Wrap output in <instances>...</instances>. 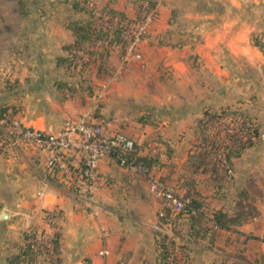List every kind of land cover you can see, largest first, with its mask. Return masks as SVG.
Wrapping results in <instances>:
<instances>
[{
  "label": "crops",
  "instance_id": "1",
  "mask_svg": "<svg viewBox=\"0 0 264 264\" xmlns=\"http://www.w3.org/2000/svg\"><path fill=\"white\" fill-rule=\"evenodd\" d=\"M135 1L94 0L97 6L90 4L99 10L110 7L132 17ZM153 1L158 14L150 24L147 41L142 44L141 59L127 63L121 74L110 81L111 99L106 100L110 99L111 105L99 108L138 144L141 154L158 141L169 144L168 157H160L162 165L158 173L169 174V182L173 183L182 171L181 164L194 139L193 126L204 107L235 104L241 97L235 98L234 93L246 89L247 81L250 82L248 93L264 92V0ZM70 6L75 7L74 3ZM75 9L82 14L73 19L86 18V10ZM19 15L16 18L23 23L18 24L15 36L33 33L39 26L27 23L29 13ZM47 16H41L42 28L48 26ZM65 29L69 36L62 45L73 41L70 30ZM253 37L262 43H253ZM35 40H41L39 56L43 64L48 57V35L42 34L40 40ZM108 58L113 65L118 62L115 52ZM145 69L160 82L176 84V89L161 104L154 101L160 100L155 94L159 91L150 90L146 97L143 95ZM12 76L3 79L4 85H10L6 79L15 83L0 87V105L9 106L12 96L18 100H22V95L27 97L29 105L20 111L22 115L13 113L26 126L54 131L65 117L84 112L90 103L83 102L80 96L60 93L56 85L63 83L55 82L57 79L43 65L41 71L27 75L24 84ZM232 80H243L245 84ZM117 85L131 92L126 98L128 106L114 99ZM59 95L63 98L57 100ZM144 112L151 113L154 120L140 119ZM31 154L32 159L20 155L18 163L15 162L18 158L0 156V264H6L7 257L22 244L23 232L31 228L37 232L48 230L43 217L45 211L51 210L60 211L56 219L60 232L59 260L55 264H157L154 238L145 233L143 225L147 221L156 223L161 206L142 177L123 171L110 157L104 158L98 169L107 184L95 192L91 207H87L74 193L59 186L56 178L44 172L40 156ZM252 156L240 155L233 160V178L220 189L201 183L191 193L190 197L200 200L207 218L219 209L232 214L236 193L248 176L256 178L260 185L264 182V170L257 168ZM177 191L182 195L184 188ZM149 199L153 211L147 216ZM254 206L257 215L234 227L241 235L216 230L193 243L188 224L182 219L181 237L175 241L189 248L192 264H261L258 260L264 253V244L260 242L264 239V190ZM2 213H5L3 219ZM101 248L107 251L103 257L97 254Z\"/></svg>",
  "mask_w": 264,
  "mask_h": 264
},
{
  "label": "trees",
  "instance_id": "2",
  "mask_svg": "<svg viewBox=\"0 0 264 264\" xmlns=\"http://www.w3.org/2000/svg\"><path fill=\"white\" fill-rule=\"evenodd\" d=\"M136 2L139 3L135 6L132 17H126L123 13L110 7H103L96 13L98 17L105 16L109 20H116V24L110 32L87 19L68 21L67 28L71 32L73 41L62 45L61 49L66 52V55L57 56L55 65L70 66L72 59H76L85 65V61L92 55L99 60V64H103L113 51H108L105 48H94L91 45L93 40L108 41L119 45L122 50L126 41L120 35L118 23H136L142 20L146 10L141 6V2H146L149 7L155 6L153 0H136ZM86 12L88 15L92 14L90 9H86ZM20 15H26V11H21ZM155 15L156 12L153 18ZM76 50L85 52V57L75 56ZM98 72H103L102 66L98 67ZM14 111L13 108L0 105V118L8 113L13 115ZM193 134L194 139L188 148L185 160L181 164L182 171L173 180L174 188H184L183 194L179 196L184 205L175 214L165 207L160 209L161 216L156 214L157 223L168 225L172 231L171 235L154 231L157 264H177L176 247L180 249L183 264H192L189 248L184 244H177L175 241V238L181 237L179 223L182 219L186 220L188 224V235L193 243L212 235L216 230L230 231L239 235L240 233L234 227L257 215L254 203L263 195L264 182L261 181V186L260 183H257L256 178L248 176L236 193L232 214L228 215L219 209L213 211L210 218H207V213L202 209L200 200L190 197L191 193L195 192L196 187L201 183L220 189L224 183L230 182L233 178V160L247 148L255 145L260 137V125L245 109L231 105L206 106L202 110L201 116L195 121ZM158 142L160 148L154 153L147 151L144 155L139 156V161L149 174L169 183L171 178L169 174L163 176L158 173L159 167L162 165L160 157L162 155L168 157L169 144L166 141ZM0 156L6 155L0 153ZM56 182L61 186L57 180ZM59 217V210L45 211L43 220L48 225V230L37 232L31 228L23 232L21 234L22 244L17 245L16 251L7 257L6 264L57 263L59 260L60 232L56 219ZM258 261L264 264V253Z\"/></svg>",
  "mask_w": 264,
  "mask_h": 264
},
{
  "label": "built area",
  "instance_id": "3",
  "mask_svg": "<svg viewBox=\"0 0 264 264\" xmlns=\"http://www.w3.org/2000/svg\"><path fill=\"white\" fill-rule=\"evenodd\" d=\"M142 4L146 10L142 20L136 23L119 22L117 25L120 35L126 41L122 50L119 45L108 41L93 40L91 45L115 52L121 63L139 60L138 48L147 39V28L155 13V6L149 7L146 2ZM94 23L110 32L116 20L103 16L95 18ZM74 53L85 57V52L81 50ZM106 86L107 83L103 82L93 92L84 112L65 117L60 127L54 131L26 126L10 113L2 116L0 153L10 156L15 151L26 149L40 156L44 172L56 178L63 188L74 193L87 207H91L95 192L107 184L98 165L101 160L110 157L123 171L141 176L146 181L149 192L160 202L161 208H168L173 214L179 212L184 202L174 187L147 172L139 161V156L143 154L134 140L117 127L116 120L99 111V101ZM154 146L151 149L153 153L160 148L158 144ZM157 214L161 216L162 212L159 210ZM152 227L157 231L162 230L157 221ZM106 253L104 248L97 252L101 257ZM175 257L177 264H183L178 247L175 248Z\"/></svg>",
  "mask_w": 264,
  "mask_h": 264
},
{
  "label": "rangeland",
  "instance_id": "4",
  "mask_svg": "<svg viewBox=\"0 0 264 264\" xmlns=\"http://www.w3.org/2000/svg\"><path fill=\"white\" fill-rule=\"evenodd\" d=\"M73 3L75 7L70 6ZM90 3L95 4L94 0H44V1L0 0V87H5V88L10 87L12 86V84L15 83V82L12 83L10 80L6 79V83H10V85L9 86L4 85L5 82L3 81V79L7 75L8 76L13 75L12 76L14 77L13 80L16 79L17 81H19V84H24L25 79H27L28 77L27 75H30L32 71L33 72L36 70L41 71L43 65L45 68H47L49 74L53 78L57 79L55 82L63 83V85L62 84L56 85V89L59 88L61 89L62 92L59 91L60 93L67 94L68 96H78V97L80 96V99H82V101L86 103L90 102V100H87V98H91L92 92L98 89L103 82L107 81L108 86H106V89L104 90L100 98L99 106L100 107L110 106L111 105L110 103L111 101H109L111 99V94H109L110 93L109 89L111 84L110 81H112L113 78L118 77V75L121 74L123 68L127 66L126 65L127 63L134 62L136 60H129L127 62L121 63V61L118 59V62L113 65L109 60L108 58L109 56H108L103 64H99V60L95 58L94 55H92L88 57L87 61H85V65L81 64L80 61H77L76 59L71 60L70 66L72 67L66 65H61V66L55 65V60L57 56L66 55V52H64L61 49L62 48L61 43L67 40L69 36V32L65 29L67 28V22L73 20L74 17L82 14L79 11H77L75 8H81L84 10L90 9V11H92L91 15H88L87 13L84 12V15L86 17L85 19L89 21L94 22L95 18L98 17V14L96 13H98L100 10L94 7L96 4L93 6ZM138 3L139 2L135 1V6ZM142 3L143 2H141V5H143ZM21 11H26V13L30 14L29 17L30 21L27 23L37 24L39 26L36 28V30L33 33H20V34L18 33V35L15 36L16 28L18 27V24L20 25V23H23L16 18L17 17L16 15L17 14L19 15ZM155 12L158 14L157 11ZM46 15H48L47 16L48 20L45 22L46 24H48V26L46 25L45 28H42L41 16H44L45 18ZM155 18L156 16L151 20V23L153 22V20H155ZM150 24L147 28V34L149 32L148 29L150 27ZM42 34L48 35V42L46 47L48 49L47 51L48 57H47V61H44L43 64L39 56L40 54L39 48L41 47L40 36ZM32 37L40 41H36L34 39V41L32 42L30 40ZM258 40H259L258 37L252 38L253 43L255 44L262 43L260 40L259 41ZM60 50H61V54L57 55V52H59ZM138 51L141 59L142 45L138 48ZM74 54L76 56V53ZM32 59L34 60V62H30V60ZM101 66L103 67V72L99 73L98 67ZM149 72L150 71L148 70L144 71L145 80L143 83L145 87L143 86L144 88L143 95H145L146 97L150 90H154V91L157 90L159 91V93H155V92L153 93L157 94L156 96L160 100L155 99L154 101L155 102L159 101V104H161L162 103L161 100L167 99L168 96L173 93V91L176 89V84L172 82H167L166 84L160 82V80L150 76ZM232 82L235 83L240 82L241 85H243L244 83L243 80H238V81L232 80ZM247 83L248 84L245 86L247 90L243 89L240 90V92L238 90V92L234 93L236 95L235 98L241 97L238 98L237 100L240 104H237L236 101L235 104L233 105L231 104V106L245 109L252 115V117L256 119V121H258L260 125V137L254 146L247 148L241 155H253L254 156L253 163H255L257 168H259L260 170H264V94H263L264 92H262L261 94L259 93L258 95H255V93H248L250 82L247 81ZM114 90H115L114 99L116 98L117 103H122L128 106L129 101L126 100V98L131 95V92L128 89L121 87V85H117V87ZM22 97H23L22 100H18L12 96L10 100L12 101V103L9 104V106L7 107H10L11 109L15 108L16 110L14 111V113L16 114L21 113L20 111L23 110L25 111L26 108H28L29 102L28 100H26L28 99L27 97L23 95ZM108 97L110 99L106 100V98ZM56 98L58 100L63 97L59 95ZM146 107L147 106L145 105L143 109H145ZM99 111L101 112V108H99ZM127 115L133 116V114H127ZM141 115L142 116H140V119H144L145 121L149 120L152 122L154 120L153 118H151V113L149 112H144ZM17 119H19V117H17ZM50 129L53 130L54 127H51ZM153 147L155 146L152 144L147 151L151 152V149ZM20 155L22 156L28 155L30 159L34 158L31 152L26 149H20L18 151H15L10 156L14 158H18L15 160V162L17 161L18 163L19 162L18 160L21 157ZM6 157L7 156H4L2 158H6ZM232 172H233V168H232ZM169 184L173 186V183L169 182ZM174 189L177 195L180 196V194L177 191L178 188L177 189L174 188ZM155 199L158 200L157 198ZM147 201L148 204L150 205L149 208L147 207V211H148L147 216H150L149 214H151V211H153V208H151L153 204L149 202L150 199ZM143 226H144L143 230L145 231V233L151 235V237L154 238V231L157 230L153 229L152 227L153 225L151 224V222L147 221L146 224ZM159 226L161 227L162 230L161 231L158 230V231L160 232L167 231L169 233H172L168 225L162 224Z\"/></svg>",
  "mask_w": 264,
  "mask_h": 264
},
{
  "label": "water",
  "instance_id": "5",
  "mask_svg": "<svg viewBox=\"0 0 264 264\" xmlns=\"http://www.w3.org/2000/svg\"><path fill=\"white\" fill-rule=\"evenodd\" d=\"M1 218H2V219L5 218V213H2V214H1Z\"/></svg>",
  "mask_w": 264,
  "mask_h": 264
}]
</instances>
